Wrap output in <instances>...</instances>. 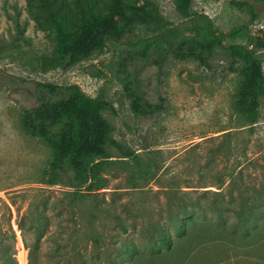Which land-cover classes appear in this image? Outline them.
Here are the masks:
<instances>
[{
  "label": "rangeland",
  "instance_id": "1",
  "mask_svg": "<svg viewBox=\"0 0 264 264\" xmlns=\"http://www.w3.org/2000/svg\"><path fill=\"white\" fill-rule=\"evenodd\" d=\"M76 1L57 2L66 25L80 9ZM106 1L96 3L104 8ZM151 1L171 24L188 26L173 0ZM230 1L194 0L193 13L208 17L214 29L226 35V44L249 46L251 37L264 33V1L237 0L252 5L254 13L233 8ZM80 2L83 8L90 4ZM39 14L34 0H0V264H110V260L117 264H264V240L246 246L224 241L216 236L215 222L202 220L192 234L190 244L196 248L191 252L188 244L163 258L151 260L146 254L131 259L125 255L131 243L146 251L141 234L130 228L123 231L101 211L108 207L124 220L128 216L126 222H134L139 230L159 220L168 201L158 191L160 182L169 178L175 189L192 191L199 185L198 171L207 147L221 149L214 168L218 172L231 169L237 158L247 184L264 182V98L257 124L249 126L236 112L243 76L230 70V60L222 51L216 50L210 66L173 56L161 71L152 60L133 65L128 54L136 37L153 35L137 25L122 41H109L103 51L75 67L50 69L45 64L55 56V35ZM241 26H249L250 35L231 39L229 32ZM256 56L264 68V48L257 49ZM134 73L150 101L166 99L163 113L150 119L134 116L126 90ZM36 83L76 84L90 97L104 95L116 111L104 112L114 138L143 157L151 156L161 181L132 189L129 161L110 151L97 172L106 179L105 188L94 196L76 199L74 193L84 192L85 186L79 187L71 174L49 185L44 172L51 148L27 136L22 127L24 111L37 105ZM195 145L199 147L194 150ZM206 186L212 187L204 190L218 191L215 180ZM196 193L191 196L197 197ZM40 214L46 217L43 229H38Z\"/></svg>",
  "mask_w": 264,
  "mask_h": 264
},
{
  "label": "trees",
  "instance_id": "2",
  "mask_svg": "<svg viewBox=\"0 0 264 264\" xmlns=\"http://www.w3.org/2000/svg\"><path fill=\"white\" fill-rule=\"evenodd\" d=\"M58 1L34 0L40 11L39 17L55 35V56L47 59L45 64L50 69L67 71L103 51L109 41L119 43L140 25L153 35L136 37L132 44L134 49L128 54L131 64L152 60L161 71L167 58L173 56L178 60L195 59L210 66L216 50L220 49L230 60V70L239 71L243 76L236 112L249 126L257 124L264 98V68L256 50L264 48V33L261 37H251L249 46L226 44V35L216 31L208 17L193 13L194 0H173L178 15L189 22L182 29L171 24L151 0H107L104 8L99 7L96 0H89L90 4L83 8L77 0L80 9L66 25ZM230 5L254 13L253 6L245 1L231 0ZM241 35H250L249 26L229 32L231 39ZM36 90L37 105L24 111L22 127L27 136L43 140L51 148L49 168L44 172L49 185H57L62 176L71 174L81 185L79 187L85 186L84 192L74 193L76 199L94 196L96 191L105 188L107 181L97 172L109 158L110 151L129 161L132 189L161 181L151 156L143 157L114 138V128L104 112L115 114L116 111L104 95L90 97L76 84L36 83ZM126 90L134 116L150 119L166 110V99L160 96L158 102L150 101L137 74L130 76ZM219 153L220 148L207 147V155L198 171L199 185L192 191L175 189L169 178L160 182L158 191L168 201L159 213L160 219L140 230L134 222H126L128 216L124 220L113 209L101 207V211L116 221L123 231L130 228L141 234L142 248L146 251L133 242L125 255L134 259L147 254L154 260L171 255L179 246L188 244L191 252L196 246L191 245L190 240L200 220L215 222L216 236L224 241L245 246L263 242L264 182L258 186L247 184L237 158L231 169L218 172L214 168L219 165L216 160ZM212 180L218 191L204 190L212 187L206 186ZM189 192H198L197 197L193 198ZM44 219L46 217L40 214L38 229L45 228ZM110 264L117 263L110 260Z\"/></svg>",
  "mask_w": 264,
  "mask_h": 264
},
{
  "label": "water",
  "instance_id": "3",
  "mask_svg": "<svg viewBox=\"0 0 264 264\" xmlns=\"http://www.w3.org/2000/svg\"><path fill=\"white\" fill-rule=\"evenodd\" d=\"M263 36V35H262Z\"/></svg>",
  "mask_w": 264,
  "mask_h": 264
}]
</instances>
